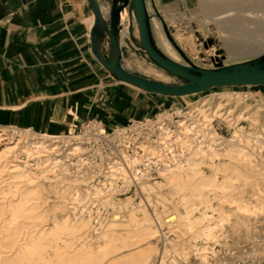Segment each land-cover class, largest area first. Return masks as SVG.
I'll return each mask as SVG.
<instances>
[{
	"label": "bare ground",
	"instance_id": "1",
	"mask_svg": "<svg viewBox=\"0 0 264 264\" xmlns=\"http://www.w3.org/2000/svg\"><path fill=\"white\" fill-rule=\"evenodd\" d=\"M246 2L202 4L206 19L224 14L230 18L224 24L230 28L219 27L218 31L230 58L264 46L260 40L264 2ZM155 28L164 52L179 61L156 20ZM4 114L0 110V144L14 141L15 146H4L0 154V264H121L113 259L125 249L134 251L129 264H152L156 254L152 244L160 236L165 247L157 264H189L191 257L195 264H209L210 255H218L214 247L230 251L227 240L255 244L261 238L262 101L252 107L245 94L210 95L179 111L183 119L175 123V130L168 123L170 117L157 123L148 119L147 124L137 125L138 134L116 129L114 136L98 133L90 137L88 130L84 137L68 136L63 144L53 140L55 136L35 137L32 131L3 125ZM216 121L231 129V138L218 134ZM99 143H109L116 157L103 161L99 173L104 180L94 185V177L89 176L95 171L91 154L99 152ZM153 168L162 181L140 184L147 203L133 207L129 216L115 214L111 221L100 222L101 208L127 211L133 205V200L118 202L109 193L120 182L130 186L133 179H149ZM62 183L70 186L72 197L57 198L52 207L43 208L47 203L44 188L56 194ZM164 187L166 191L156 190ZM58 203L64 206L58 207ZM161 204L174 213L162 218ZM50 212L53 223L47 227ZM121 223L127 227L125 233H121ZM92 230L95 235L91 236ZM93 236L99 241L97 249ZM258 249L256 244L251 248Z\"/></svg>",
	"mask_w": 264,
	"mask_h": 264
},
{
	"label": "crops",
	"instance_id": "2",
	"mask_svg": "<svg viewBox=\"0 0 264 264\" xmlns=\"http://www.w3.org/2000/svg\"><path fill=\"white\" fill-rule=\"evenodd\" d=\"M153 1L171 24L197 5ZM93 25L88 0H0L3 125L54 136L96 120L112 130L186 103L116 82L92 54ZM248 88L264 98V86Z\"/></svg>",
	"mask_w": 264,
	"mask_h": 264
},
{
	"label": "rangeland",
	"instance_id": "3",
	"mask_svg": "<svg viewBox=\"0 0 264 264\" xmlns=\"http://www.w3.org/2000/svg\"><path fill=\"white\" fill-rule=\"evenodd\" d=\"M216 1H222L223 3L229 1V0H197L196 9L194 11H181L179 15V19L173 20V24L171 22L166 21L168 26L171 28L172 36L177 42V44L181 47L182 50L186 52L188 57L192 59V61L204 68H213L214 64L212 62V59L216 57V53L219 50H224L222 46V42L219 39L218 31L219 27L223 28H230V26L227 27V24L230 22V18L227 19V17H224V15H220L214 18L206 19L202 4L208 3V4H215ZM240 3H247L252 4L254 2H260L263 4L264 0H238ZM150 13L152 15V27H153V33L154 37L160 46V49L164 52L162 46L159 34L157 32V29L155 28V20L158 21L160 25V29L162 34L164 35L165 39L170 44L161 21L156 17L155 11L152 7L151 0H147ZM111 0H102V4L104 6V13H107L109 6H110ZM157 7V6H156ZM158 9V8H157ZM159 11V10H158ZM160 12V11H159ZM162 15V14H161ZM235 15H240L239 12L235 13ZM227 16V15H226ZM163 17V16H162ZM224 17V18H223ZM260 40H264V33L260 37ZM171 45V44H170ZM172 46V45H171ZM174 49V48H173ZM122 50H123V60L122 64L124 68L134 74L160 81L167 84L172 85H179L183 84L184 81L167 73L166 71L156 67L154 64H152L149 59L146 57L143 48L140 44L139 40V32H138V24L135 18V15L132 11L129 21L126 23V27L124 30L123 35V42H122ZM174 51L179 56L181 64H185V61L182 59V57L179 55V53L174 49ZM165 53V52H164ZM264 53V46L262 47V50H253L243 56L230 58L225 51L224 57L222 58V63L224 65H231L239 62H243L252 58H255L261 54ZM166 54V53H165ZM167 55V54H166ZM170 57L169 55H167ZM171 58V57H170ZM235 93H241L248 96V103L255 107L257 105V101H262L264 103V98L261 95H257L255 90L253 88H215L212 89L206 93L194 95V96H188L185 97L186 103L182 104L179 107L174 108H163L155 113H152L150 116L146 118H142L140 120H134L130 121L127 125L122 127H117L116 129H126L129 134L134 135L138 134V132L141 130L137 127V125H145L147 124L148 119H152L153 122H160L163 119L169 118L171 121H168L171 128L173 130L176 129L175 123L177 121H180L182 116L179 114V111H186L188 108L191 107L192 104L197 102L198 100H201L205 97H209L210 95H222V94H235ZM86 124H83L82 126L78 127L76 130L72 131L71 133L67 134H61V135H54L56 138L53 139L58 144H63L68 140V136H78V137H84L86 134ZM215 129L218 132V134L224 138L229 139L232 136L231 129L228 128V126L225 123L216 121L214 123ZM241 126H245V128H249L245 123H241ZM3 127H1L2 129ZM116 129L107 130V134L114 136V132ZM137 130V131H135ZM133 131V132H131ZM33 133V132H32ZM35 137L40 136V134L43 133H33ZM44 135H47L44 133ZM52 135V134H51ZM49 136V135H48ZM137 136V135H136ZM5 138H8L7 136H4ZM156 138V137H155ZM84 140V139H83ZM104 144V145H103ZM15 146L14 141L3 145L0 144V154L4 151V146ZM95 146L96 144L93 143ZM97 150L99 152L93 151L92 152V159L95 163L94 173H90L89 176H93L91 183L94 185H98L100 181L104 180L103 175L99 173V169L103 167V161L104 160H110L109 158L116 157L115 149L112 148L109 143H99L96 146ZM132 148L134 146L132 145ZM208 174H210L208 172ZM150 178L149 179H133L130 186L124 185L122 182H120L117 185V189L114 190V192L109 193L108 197L115 199L118 202L126 203L127 200L131 199L133 200V205L130 206L127 211H114L112 208H101V219L100 222H108L115 218V214L125 215L129 216L131 215V209L133 207H137L140 204L145 205L147 203L144 194L142 193L140 189V184L144 182H148L151 184H155L156 182H161L162 179L157 171L156 168H153L149 171ZM259 178H264V175H261ZM58 180V179H56ZM54 180V181H56ZM264 183V179L262 181ZM60 188H58V193L54 194L51 192V189L49 187L44 188L43 191V197L46 199L47 203L43 205V208L52 207L54 205V200L57 198H66L69 199L72 197V195L69 194L70 186L67 183H62L59 185ZM167 187H164L162 189H156V190H165ZM248 196V195H247ZM172 207H175V205L171 204ZM58 207H63L64 204H57ZM160 206V214L162 218H166L174 213L172 209H169V207H165L164 205ZM99 208V205L97 206ZM52 213H49V218L47 219V227H50L53 223L52 219ZM139 215H142L141 212H139ZM96 217V215L94 216ZM98 218L94 220V225L97 222ZM120 228L122 229L121 233H125V230L127 227L124 224H120ZM167 230H165L166 232ZM95 235L94 230H92L91 236ZM261 238H257L255 240V244L259 245L261 249H258L256 251H252L251 248L255 245L249 240L245 239H231L227 240L229 243L230 251H223L222 247H214L215 251L218 252V255L216 257H213L212 254L209 257V264H264V230L262 231V234L260 235ZM173 238V236L171 237ZM93 242L96 247V249L99 246V241L96 236H93ZM152 247L155 248V253L152 257V264H157L161 258L160 254L164 252L165 247V241L162 236L155 242H153ZM141 249H145V246H143ZM120 256L113 259V260H120L121 264H129L128 260L133 255L134 251H130L129 249H125L122 252H120ZM172 254H170V257ZM189 264H195L194 258L191 257V260L189 261Z\"/></svg>",
	"mask_w": 264,
	"mask_h": 264
},
{
	"label": "water",
	"instance_id": "4",
	"mask_svg": "<svg viewBox=\"0 0 264 264\" xmlns=\"http://www.w3.org/2000/svg\"><path fill=\"white\" fill-rule=\"evenodd\" d=\"M152 7L161 21L164 32L185 64L168 57L158 45L152 27V15L147 0H111L104 13L98 0H88L94 15L91 29V51L100 65L118 83H124L144 93L163 97H188L206 93L215 88H245L264 86V53L235 64L224 65L225 51L219 50L212 59L213 68L196 65L177 44L153 0ZM134 13L139 31V40L149 61L156 67L184 81L172 85L152 80L126 70L123 60V34L131 13Z\"/></svg>",
	"mask_w": 264,
	"mask_h": 264
},
{
	"label": "built area",
	"instance_id": "5",
	"mask_svg": "<svg viewBox=\"0 0 264 264\" xmlns=\"http://www.w3.org/2000/svg\"><path fill=\"white\" fill-rule=\"evenodd\" d=\"M85 130H86V133L89 130V132L91 134L90 137H96V136H98L97 135L98 133H100L103 136L104 135H108L107 134V132H108L107 129L104 128L103 125L100 122L96 121V120H91V121L87 122Z\"/></svg>",
	"mask_w": 264,
	"mask_h": 264
}]
</instances>
